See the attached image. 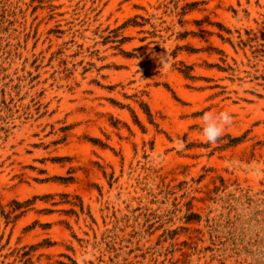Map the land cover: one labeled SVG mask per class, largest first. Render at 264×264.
Segmentation results:
<instances>
[{
  "label": "rangeland",
  "instance_id": "1",
  "mask_svg": "<svg viewBox=\"0 0 264 264\" xmlns=\"http://www.w3.org/2000/svg\"><path fill=\"white\" fill-rule=\"evenodd\" d=\"M0 264H264V0H0Z\"/></svg>",
  "mask_w": 264,
  "mask_h": 264
},
{
  "label": "clouds",
  "instance_id": "2",
  "mask_svg": "<svg viewBox=\"0 0 264 264\" xmlns=\"http://www.w3.org/2000/svg\"><path fill=\"white\" fill-rule=\"evenodd\" d=\"M202 120L204 121L203 135L209 143H216L231 124L232 116L228 111H222L219 114L205 113Z\"/></svg>",
  "mask_w": 264,
  "mask_h": 264
}]
</instances>
